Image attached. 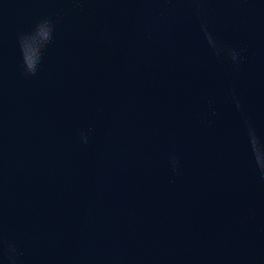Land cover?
<instances>
[{
	"label": "clouds",
	"instance_id": "1",
	"mask_svg": "<svg viewBox=\"0 0 264 264\" xmlns=\"http://www.w3.org/2000/svg\"><path fill=\"white\" fill-rule=\"evenodd\" d=\"M54 31V21L45 17L39 20L30 32L18 35L22 71L26 77L37 76L43 61L44 51L52 42ZM201 31L207 40L209 48L218 58H227L237 68L241 65L244 60V54L241 49L228 47L219 42L209 31L206 23L201 24ZM232 100L236 109L241 111L243 115V106L235 90L232 92ZM243 121L256 168L261 176H264V143L261 142L255 127L246 115H243ZM80 135L83 138V142L87 143L85 134L81 132ZM169 163L173 171L179 166V160L175 155L170 156ZM0 260H3L5 264H23L22 253L17 243L14 240H5L2 235H0Z\"/></svg>",
	"mask_w": 264,
	"mask_h": 264
}]
</instances>
